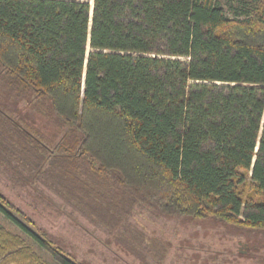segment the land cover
Masks as SVG:
<instances>
[{"label":"trees","instance_id":"trees-1","mask_svg":"<svg viewBox=\"0 0 264 264\" xmlns=\"http://www.w3.org/2000/svg\"><path fill=\"white\" fill-rule=\"evenodd\" d=\"M108 174L161 214L264 229V0L243 18L218 0H0L1 178L75 193ZM14 210L0 191L1 214L82 264ZM0 264L48 263L0 227Z\"/></svg>","mask_w":264,"mask_h":264},{"label":"rangeland","instance_id":"rangeland-1","mask_svg":"<svg viewBox=\"0 0 264 264\" xmlns=\"http://www.w3.org/2000/svg\"><path fill=\"white\" fill-rule=\"evenodd\" d=\"M218 1L227 16L243 18L257 0ZM28 99L17 97L16 110H26ZM38 124L52 133L47 118ZM80 162L77 168L88 165ZM80 176L82 187L75 193L50 178L36 180L32 189L6 182L3 175L0 191L19 210H14L17 218L82 264H264V229L161 214L139 204L111 174L105 180ZM0 227L24 238L48 264H60L57 255L1 213Z\"/></svg>","mask_w":264,"mask_h":264}]
</instances>
